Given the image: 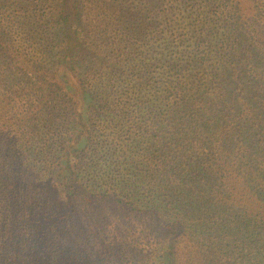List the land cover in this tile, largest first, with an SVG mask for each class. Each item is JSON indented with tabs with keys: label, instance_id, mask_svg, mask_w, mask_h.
<instances>
[{
	"label": "trees",
	"instance_id": "1",
	"mask_svg": "<svg viewBox=\"0 0 264 264\" xmlns=\"http://www.w3.org/2000/svg\"><path fill=\"white\" fill-rule=\"evenodd\" d=\"M125 261L264 264V0H0V264Z\"/></svg>",
	"mask_w": 264,
	"mask_h": 264
},
{
	"label": "rangeland",
	"instance_id": "2",
	"mask_svg": "<svg viewBox=\"0 0 264 264\" xmlns=\"http://www.w3.org/2000/svg\"><path fill=\"white\" fill-rule=\"evenodd\" d=\"M15 6L13 5V6H10L9 8H8V10H7V13L8 14H10V17L9 18H15V15H17L18 13L17 12H15ZM167 6H166V4H163V2H161V4L159 5V7H158V12L160 13V15H161V21H159V22H161L160 23V25H162V23H163V15L166 13V11H167ZM84 11H85V9H84ZM85 14H86V11H85ZM33 20V19H32ZM31 20V21H32ZM14 22H17V23H19V21H17V20H14L13 21V23ZM147 31V37H145L144 38V43H146V45H147V43H148V41L150 40V37H153V38H156V36H152V35H150V32H149V30H146ZM121 35V34H120ZM141 41V40H140ZM135 49H137L136 47H135ZM135 52H131L130 54H134ZM124 55V54H123ZM122 55V56H123ZM149 90V88L148 87H146V89L145 90H143V93H146L147 91ZM142 93H141V95L139 96V101H140V98L142 97ZM18 108L19 109H21L22 111H27L26 109H25V107L23 106L22 107V105H21V107H19L18 106ZM32 116V115H31ZM28 121H31V123L32 124H37V122L36 121H34V120H28ZM37 129L39 128V124L38 125H34ZM99 132V134H98V136L96 137V140L97 141H99V143H100V146L102 147V150L98 153V155L99 156H101V155H103V154H106V155H109V156H111L112 155V157H116L117 155H118V153H116L117 152V146L114 144V143H112V142H108V136L106 135V133H104L103 131H98ZM97 132V133H98ZM30 133H31V130H30ZM30 136H34V135H30ZM35 137V136H34ZM47 137H49V138H51V136L50 135H47ZM43 138V137H42ZM41 140V139H40ZM40 140H38V142L40 141ZM37 143V142H36ZM29 145H28V147L26 148V150H25V152H24V154L27 152V150H28V152L27 153H29V155H31V144L30 143H28ZM40 147V146H39ZM23 151V150H22ZM26 153V154H27ZM24 156L22 155V158H23ZM54 191L56 192V193H58V191H59V189H58V187H55L54 188ZM56 195V194H55ZM116 264H121V262H119V263H116ZM124 264H129L127 261H125L124 262Z\"/></svg>",
	"mask_w": 264,
	"mask_h": 264
}]
</instances>
